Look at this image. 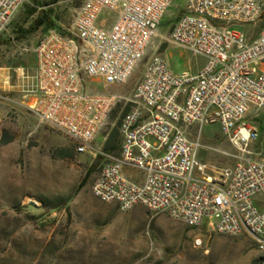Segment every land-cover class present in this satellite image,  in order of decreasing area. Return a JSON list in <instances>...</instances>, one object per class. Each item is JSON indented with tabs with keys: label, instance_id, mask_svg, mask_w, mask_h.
Masks as SVG:
<instances>
[{
	"label": "built area",
	"instance_id": "built-area-1",
	"mask_svg": "<svg viewBox=\"0 0 264 264\" xmlns=\"http://www.w3.org/2000/svg\"><path fill=\"white\" fill-rule=\"evenodd\" d=\"M27 1L0 0V37ZM174 1L84 0L70 32L51 29L34 49V100L27 107L78 153L101 157L92 187L100 200L123 212L142 205L191 228L246 233L264 251V0H187L166 40L205 64L177 74L153 54L120 123V151L93 146L120 98L85 91V78L126 83ZM259 24L250 38L245 26ZM251 114L257 122L248 121ZM209 124H219L242 152L234 167L214 174L199 160ZM124 168L142 172L143 181L128 179Z\"/></svg>",
	"mask_w": 264,
	"mask_h": 264
},
{
	"label": "rangeland",
	"instance_id": "rangeland-1",
	"mask_svg": "<svg viewBox=\"0 0 264 264\" xmlns=\"http://www.w3.org/2000/svg\"><path fill=\"white\" fill-rule=\"evenodd\" d=\"M186 1H174L159 26V35L126 83L104 85L85 78V91L120 98L93 143L96 149L105 151V143L111 139L113 151H118L120 122L131 109L133 90L153 54H161L177 74H194L205 63L204 57L166 40ZM83 2L28 0L0 37V67L6 68L0 71V84L7 76H17L27 49L33 44L36 47L46 34L42 28L29 31L37 14L29 16L28 10L50 8L56 22L53 29L68 33ZM259 28L260 24L244 30L255 38ZM0 92L10 98L0 100V136L4 131L11 140L0 142V264H264V254L246 233H219L206 225L191 228L142 205L123 212L117 204L100 200L92 187L100 174L101 157L95 151L78 153L70 139L12 101L10 91L0 87ZM259 116L264 126V110ZM248 121L255 123L257 118L251 114ZM189 136L194 139L196 134ZM201 142L204 148L199 160L207 166L208 174L234 167L242 155L219 124L206 125ZM92 166V174L80 188ZM99 222L108 223L111 233L109 223L117 224L123 245L120 239L90 247L75 245L85 242L74 239L78 230Z\"/></svg>",
	"mask_w": 264,
	"mask_h": 264
},
{
	"label": "crops",
	"instance_id": "crops-1",
	"mask_svg": "<svg viewBox=\"0 0 264 264\" xmlns=\"http://www.w3.org/2000/svg\"><path fill=\"white\" fill-rule=\"evenodd\" d=\"M35 48H36L35 44H33L32 47L27 49L24 64L22 67L18 68L20 71L18 72L17 76H14V77L7 76L5 81L0 84L1 88H3L4 90L10 91V93H12L13 95L12 101L17 103L18 105L25 106V107H27V105H29L34 100V96L30 93V90L33 87L34 76L36 74V68H37V59L34 53ZM204 64L205 63H202L200 65V67L197 69V72L202 68ZM2 69L4 71L6 70L5 67H0V71H2ZM102 94H106V93H102ZM121 144H122V140L120 144L117 145V149H118L117 152L113 151L115 150V148H110L109 150H105V151L118 153L120 151ZM123 172H124V175L132 181L141 183L144 179L143 173L136 169L124 168ZM69 211L72 215V210H69ZM109 224L112 225L111 230L113 231V233L109 232L108 223H103V222L93 223L87 230L86 229L78 230L77 237L74 239L79 240V241H85V242L75 243V245L90 247L96 244L100 245L101 242H105V241L113 240V239H120L123 245V236H121V234L119 233L120 227L117 226V224L113 222ZM83 231L88 232V234H83ZM121 254L123 255V252H121Z\"/></svg>",
	"mask_w": 264,
	"mask_h": 264
},
{
	"label": "trees",
	"instance_id": "trees-1",
	"mask_svg": "<svg viewBox=\"0 0 264 264\" xmlns=\"http://www.w3.org/2000/svg\"><path fill=\"white\" fill-rule=\"evenodd\" d=\"M27 14L29 16L37 14L35 20L33 21V23L31 24V26L29 28L30 32L42 28L44 33H47L49 30L53 29L54 26L56 25L55 19L53 17L52 10L50 8L48 10H43V9L38 10V8L34 7L32 9L28 10ZM263 128H264V126L262 125V129ZM9 141H11V140L7 139L5 137V132L3 131L2 135L0 136V142L4 144V143H7ZM110 148H113L111 139L107 140V142L105 144V149L106 150H109ZM93 169H94V166H92L91 168L88 169L83 182L80 184V188H82L86 184V182L88 181L90 175L93 172Z\"/></svg>",
	"mask_w": 264,
	"mask_h": 264
},
{
	"label": "bare ground",
	"instance_id": "bare-ground-1",
	"mask_svg": "<svg viewBox=\"0 0 264 264\" xmlns=\"http://www.w3.org/2000/svg\"><path fill=\"white\" fill-rule=\"evenodd\" d=\"M259 252H261V253H263V254H264V251H259Z\"/></svg>",
	"mask_w": 264,
	"mask_h": 264
}]
</instances>
